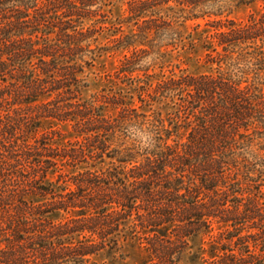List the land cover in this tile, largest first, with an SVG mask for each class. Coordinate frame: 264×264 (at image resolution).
Here are the masks:
<instances>
[{
  "label": "trees",
  "instance_id": "1",
  "mask_svg": "<svg viewBox=\"0 0 264 264\" xmlns=\"http://www.w3.org/2000/svg\"><path fill=\"white\" fill-rule=\"evenodd\" d=\"M170 1H129L137 28L110 40L129 54L108 76L127 88L87 97L108 0H0V264H114L128 247L138 264H264V6L238 23L220 0ZM188 37L208 39L211 71L167 75ZM44 120L69 138L37 136Z\"/></svg>",
  "mask_w": 264,
  "mask_h": 264
},
{
  "label": "rangeland",
  "instance_id": "2",
  "mask_svg": "<svg viewBox=\"0 0 264 264\" xmlns=\"http://www.w3.org/2000/svg\"><path fill=\"white\" fill-rule=\"evenodd\" d=\"M129 1L131 0H108V2L110 3L108 9H111L110 15L112 24H109V29H106L99 36L98 43L101 45L109 44L110 46H112V49L104 52V54L97 60L96 65L90 70L87 78L88 86L84 89V95L87 97L102 92L104 90L107 92H116L120 91L121 89L127 88L122 84H116L114 82L115 78L113 76H111V78L108 76L114 75L121 63V60L126 54H129L126 49L115 47V43L110 42V40L114 37H120L122 34L133 33L136 31L137 28L135 26V22L137 20L131 18L130 13L128 11ZM175 1L176 0H171L169 4L177 6ZM219 6H221V9L216 12L221 13L219 17L229 18L237 21L238 23H243L248 20L249 16L252 13L258 12L264 6V2L262 0H258L256 2L239 3L238 0H220L215 5V9L220 8ZM216 17L217 16H213V18ZM199 21L202 24H205L206 22L204 19H199ZM194 24V20L188 21L183 27L184 35H194L193 39L198 37V30H194ZM203 28L208 27L204 26ZM191 40L192 38L190 37L185 39V47H182V45H180L177 48L169 49L170 54L166 57L167 66H164V70L167 75H170V72L172 70H174V72L177 74H180V70H185L186 72L195 74L211 71L209 67L205 64L207 52L203 47V43L205 42V40L208 39L203 38V41H199L194 44L191 43ZM151 58H147L145 62H150ZM157 72H159V69ZM135 100H137V96H135ZM153 108L163 111L164 114L172 110L171 107L167 104H154ZM148 109V106L145 107V110ZM40 124L41 127L37 136H41L42 134L46 132H51L52 130H58L63 133L66 138H69L68 130L70 129L64 127L62 124L49 123V121L45 120ZM66 140L67 139L62 140L58 137L59 143L65 142ZM1 182L2 179H0V183ZM194 243L196 244V246L202 244L200 239L195 240ZM124 252H126V254L128 255L131 254L132 256L128 257L125 260H115L114 264H138V257L134 255L133 250L131 248H125ZM98 259L100 261H112L110 260V258H106L105 256Z\"/></svg>",
  "mask_w": 264,
  "mask_h": 264
}]
</instances>
